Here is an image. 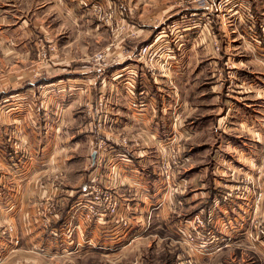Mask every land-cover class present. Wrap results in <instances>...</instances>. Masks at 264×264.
Here are the masks:
<instances>
[{"label":"crops","instance_id":"0c3cea01","mask_svg":"<svg viewBox=\"0 0 264 264\" xmlns=\"http://www.w3.org/2000/svg\"><path fill=\"white\" fill-rule=\"evenodd\" d=\"M82 1L0 0L3 44L0 65L11 67L7 72L0 71V220L14 226L13 233L0 231V264H35L36 258L76 254L84 238L95 249L100 244L112 247L115 243L124 249L133 236L140 238V232L132 235L130 229L141 226L143 211L161 206L158 215L166 217L173 205L170 198H165L171 185L163 180L159 160L163 144L185 133L178 131L176 91L170 88L168 95L173 99L169 104L173 107L168 108L165 93L161 91L168 86V80L146 74L145 66L127 57L148 42L150 26L146 25L145 10H140L132 0H85L91 2L88 7H83ZM94 2L100 3L99 11L91 8ZM115 7L118 13L113 14L114 21L107 16L109 9ZM159 10L161 4H154L151 15L159 14ZM134 17L137 20L133 21ZM119 21L121 25L127 23V27L123 25L124 30L116 32ZM131 25L138 26L139 33L131 34L134 33ZM39 40L55 45L48 60L37 57ZM259 43L253 40V44ZM109 44L116 53L125 50L126 55L108 70L110 79L99 84L98 70L79 50L86 46L101 49ZM182 51L176 53L167 68L174 86L177 79L190 73V59L187 51ZM116 55L121 56L120 51ZM138 66L142 70L134 69ZM132 70L140 71L134 93L139 91L149 96L145 111L130 108ZM100 95L107 99L104 112L101 116H87L84 105L92 107ZM98 123L103 124L101 130ZM245 125L241 130L248 135L250 130ZM182 131H185L183 127ZM166 134H169L167 138ZM101 142L105 147L100 152L97 146ZM233 149L235 154L230 157L242 158V153L236 147ZM218 151H214L212 158L221 165L222 159L216 156ZM6 155L11 158L10 169L3 162ZM60 169L65 170L64 180L52 183L50 176ZM203 172L205 168L199 169V173ZM72 177L74 184L70 181ZM213 186L210 193L206 191L199 196L203 197L200 202L203 206L198 211L204 214L206 224L211 220L223 232L227 224L233 225L232 221L236 225L245 223L246 217L240 213L232 220L225 216L230 202H225V207L217 196L221 193L217 184ZM99 188L118 194L117 215L87 223L83 206L89 201V192ZM196 190L194 186L191 191ZM231 193L226 192L228 196ZM49 196L74 199L62 203V209L55 212L53 229L42 227L44 216L36 213V206L39 208ZM242 196L236 197L244 199ZM194 197L195 193L190 199ZM245 204L247 208L245 202L234 205L241 210ZM122 220L128 225L124 226ZM24 242L27 246L22 249ZM192 259L189 262L196 264L197 258Z\"/></svg>","mask_w":264,"mask_h":264},{"label":"rangeland","instance_id":"374dc122","mask_svg":"<svg viewBox=\"0 0 264 264\" xmlns=\"http://www.w3.org/2000/svg\"><path fill=\"white\" fill-rule=\"evenodd\" d=\"M132 1L137 3L140 10H145L146 25L150 26L146 37L148 42L140 47L149 46L151 53L155 54L151 62L147 57L137 58L136 62L145 66L146 74L168 80V86L161 90L167 98L168 108L173 107L169 104L173 99L168 95L170 88L176 91L174 99L176 107L179 108L178 122L180 121L181 125L177 123L178 131L185 132L175 136L173 142L169 139L163 144V150L169 148L176 154L174 171L169 181H166L163 175L164 182H167L169 187L172 186L165 196L167 200L171 199L172 208L170 210L167 207L170 211H167L166 217L158 215L161 206H151L143 211L141 226L130 229L132 235L140 232V238L133 236L124 249L117 247L116 243L112 247L100 244L95 249L84 238L77 255L36 258L35 264H192L189 259L193 256L197 258L196 264H264V0ZM90 3L83 0L82 6L88 7ZM156 3L161 4V10L159 14L151 15V9ZM91 8L99 11L101 5L94 2ZM110 9L108 16L106 15L108 19L118 13V8ZM111 20H114V17ZM135 20L136 17L133 18V21ZM119 23L116 32L123 31V25L127 27V23ZM131 26H134L130 29L134 32L131 34L139 33L136 31L138 26ZM116 36L117 34L114 35ZM254 39L260 42L259 45L253 44ZM40 42L42 40L38 41L37 57L42 61L48 60L55 50V45ZM2 45L0 41V49ZM139 49L132 56L136 55ZM182 50L187 51L186 55L190 59V73L177 79L174 86L170 82L167 68L176 53ZM119 51L121 56L118 57L116 54ZM119 51L116 53L110 44L101 49L86 46L79 50L84 57H89L91 66L98 70V77L105 76V83L110 79L108 70L125 58V50ZM100 53L106 54L107 62L111 58L116 60L114 63H107L101 71L95 61V57ZM1 67L2 72L11 69L5 64ZM148 67L155 69L154 74ZM134 69L142 70L139 66ZM139 72L137 71V74ZM98 81L100 79L97 78ZM160 83L164 84L162 81ZM131 87L130 93L134 92V84ZM138 93L139 91L136 92ZM145 96L144 94L148 103L149 96ZM99 102L104 104L102 109ZM106 103L107 99L100 95L92 107L84 105L86 115L101 116ZM244 124L250 130L248 135L244 130L242 133L241 127ZM182 127L185 131H182ZM168 136L169 134L165 135L166 138ZM234 147L239 150V154L242 153V158L230 157L235 154ZM215 150H219L216 156L222 159L221 165L212 158ZM3 162L7 168H12L8 155L4 156ZM202 168H205V172L199 173ZM64 177L65 170L60 169L50 176V181L58 183L64 180ZM74 180L72 177L71 184H74ZM214 184H217V190L221 192L217 195L222 200L221 203L226 207V203L230 202L225 216L232 220L240 213L246 217L245 223H241L244 225H236V222L232 221L233 225L230 227L226 222L228 228L219 232L218 227L216 228L210 220V224H204L205 228H193L196 218L205 222L204 214L198 211V208L203 206L200 203L203 197L200 199L199 196L204 195L202 193L206 191L210 193ZM194 186L197 188L196 192L191 191ZM231 191L233 193L228 196L226 192ZM194 193V199H190ZM114 194L120 203V197ZM239 195L244 199L236 197ZM71 200H74L73 197L66 196L62 199L60 196H49L48 201H53L55 212H58L62 209V203ZM244 202L248 203V207L245 208V204L241 210L234 205ZM39 209L36 206L38 215ZM85 213L86 211L83 217L88 223ZM54 219L48 224L42 220V227L53 229ZM23 228L25 229L24 226ZM3 229L7 233L14 232L11 223L0 220V231ZM194 236V242L206 243L202 248L203 252L193 251L199 249L189 243V239ZM26 238L27 235L23 239ZM15 244H18V241ZM26 246L24 242L20 247L25 249ZM35 248L36 246L32 249ZM197 253L208 255L210 258L200 259L194 255Z\"/></svg>","mask_w":264,"mask_h":264},{"label":"built area","instance_id":"2783aa9c","mask_svg":"<svg viewBox=\"0 0 264 264\" xmlns=\"http://www.w3.org/2000/svg\"><path fill=\"white\" fill-rule=\"evenodd\" d=\"M155 54L151 53L150 47L149 46H143L140 47L139 51L137 52L136 55L133 56H127L131 59H145L146 57L149 58V61L151 62V60L154 58ZM95 61H97V68L101 71L103 69V67H105L107 65V63H114L116 60L114 58H111L108 62H107V56L105 53H100L95 57ZM146 65H150V64H146ZM149 71L152 72V74H154L155 69H153L152 67H148ZM132 74L130 75V81L132 83V85L136 84L137 80L139 79V76L137 74V71L132 70L131 72ZM100 75L98 77V79H100V81H98L99 84H104L105 83V76ZM101 77V78H100ZM99 106L102 109L104 107V104L102 105L101 102H99ZM148 107V103L144 98V94L143 92H139L138 94L132 92L131 95V100H130V108L134 111H145ZM99 108V109H100ZM103 124L102 123H98L97 124V128L100 129L102 128ZM124 144L127 143V141L125 139L122 140ZM169 141L173 142V138L170 139ZM104 149V144L100 143L97 146V151H102ZM164 152V153H163ZM162 155H161V163H160V170L162 172V175H165L166 181H169L170 176L173 174L174 171V165L175 164V153L174 151L172 152L171 149L166 148L165 150H163ZM167 183V182H166ZM172 189V186H171ZM115 192H113L112 190H107V189H93L92 191L89 192V201L83 206L86 213H85V217L86 220L88 221V223H91L95 220H105L108 219L110 217H115L117 215L118 212V208L120 206L119 201L117 200V196L114 194ZM49 200V199H48ZM44 201L39 205V213L40 215L44 216V220L47 222V224L49 223V221H51L54 217H55V207L53 204V201ZM217 203V202H216ZM196 218V217H195ZM195 226H193V228H205L204 224L206 222L196 218L195 220ZM122 224L124 226H127V221L122 220ZM10 231H12L11 228H9ZM196 238V236L191 237L189 239V243L198 246L199 249L198 250H193V251H202V248H204V246L206 245V243H196L194 242V239ZM17 241L15 240V243ZM1 260V259H0Z\"/></svg>","mask_w":264,"mask_h":264}]
</instances>
